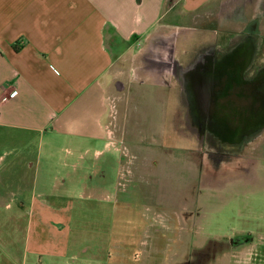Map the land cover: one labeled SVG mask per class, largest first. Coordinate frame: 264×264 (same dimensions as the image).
Listing matches in <instances>:
<instances>
[{"label":"rangeland","instance_id":"1","mask_svg":"<svg viewBox=\"0 0 264 264\" xmlns=\"http://www.w3.org/2000/svg\"><path fill=\"white\" fill-rule=\"evenodd\" d=\"M240 1L194 18L178 14L174 21L189 27L175 40L177 60L188 63L217 39L234 41ZM134 53L110 71L108 139L49 142L0 129V156L9 153L0 161V264H243L235 237L264 229V130L238 155L210 156L216 148L192 132L176 80L148 72ZM263 62L264 42L256 66ZM39 195L66 221L48 223L52 253L27 254Z\"/></svg>","mask_w":264,"mask_h":264},{"label":"crops","instance_id":"2","mask_svg":"<svg viewBox=\"0 0 264 264\" xmlns=\"http://www.w3.org/2000/svg\"><path fill=\"white\" fill-rule=\"evenodd\" d=\"M230 1L0 0V129L49 142L108 139L106 89L116 61L142 54L148 72H167L179 85L175 40L189 26L174 19L220 12ZM163 53L170 54L168 61ZM37 182L35 176L33 185ZM39 198L29 212L27 254L52 253L48 223L66 221L45 195ZM246 236L254 240L243 244L238 263L263 264L264 229L240 237Z\"/></svg>","mask_w":264,"mask_h":264},{"label":"flooded vegetation","instance_id":"3","mask_svg":"<svg viewBox=\"0 0 264 264\" xmlns=\"http://www.w3.org/2000/svg\"><path fill=\"white\" fill-rule=\"evenodd\" d=\"M237 4L235 12L244 20L237 38L201 45L188 63L177 60L173 68L188 125L201 144L216 148L208 149L210 156L238 155L242 147L262 134L255 128L260 123L255 112L261 106L256 91L264 84V62L256 66L264 42V0H241ZM248 6L254 11L246 16ZM205 94L207 100L203 101ZM235 243L243 242L238 239Z\"/></svg>","mask_w":264,"mask_h":264},{"label":"water","instance_id":"4","mask_svg":"<svg viewBox=\"0 0 264 264\" xmlns=\"http://www.w3.org/2000/svg\"><path fill=\"white\" fill-rule=\"evenodd\" d=\"M256 96L259 97V103H261V106L259 109L256 110L255 115L260 118V123H258L255 128L259 130H264V84L257 89ZM204 98H202L203 101L207 100V95H203Z\"/></svg>","mask_w":264,"mask_h":264},{"label":"trees","instance_id":"5","mask_svg":"<svg viewBox=\"0 0 264 264\" xmlns=\"http://www.w3.org/2000/svg\"><path fill=\"white\" fill-rule=\"evenodd\" d=\"M249 237H251V236H249ZM251 239V238H250ZM249 238H247V236L246 237H242V241H243V243H247V244H249L250 242H251V240H250ZM242 243V244H243Z\"/></svg>","mask_w":264,"mask_h":264},{"label":"built area","instance_id":"6","mask_svg":"<svg viewBox=\"0 0 264 264\" xmlns=\"http://www.w3.org/2000/svg\"><path fill=\"white\" fill-rule=\"evenodd\" d=\"M15 94H16V93L13 92V93L11 94V96H13V95H15Z\"/></svg>","mask_w":264,"mask_h":264},{"label":"bare ground","instance_id":"7","mask_svg":"<svg viewBox=\"0 0 264 264\" xmlns=\"http://www.w3.org/2000/svg\"><path fill=\"white\" fill-rule=\"evenodd\" d=\"M259 118V117H258ZM255 124V123H254ZM243 132V131H242ZM221 135V134H220Z\"/></svg>","mask_w":264,"mask_h":264}]
</instances>
